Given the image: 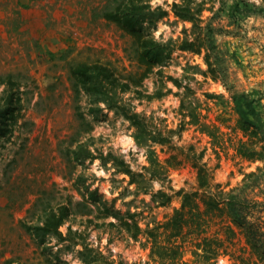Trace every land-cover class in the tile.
I'll return each instance as SVG.
<instances>
[{"label":"rangeland","instance_id":"374dc122","mask_svg":"<svg viewBox=\"0 0 264 264\" xmlns=\"http://www.w3.org/2000/svg\"><path fill=\"white\" fill-rule=\"evenodd\" d=\"M118 1L0 0V104L12 95L18 105L15 124L0 142V264H51L57 262L56 257L65 264H82L74 252H59L65 244L57 245L54 238L39 244L31 233L50 209L69 202L78 214L69 216L60 227L63 235L69 228L71 239L98 248L116 264H152L148 250H142L117 226L108 225L115 222L113 217L99 219L95 208L83 215L88 209L78 205L97 189L109 201L119 196L114 207L124 212L135 187L127 186L128 177L117 173L113 164L122 160L137 172L148 165L146 148L135 141V128L113 111L103 110L95 119L88 97L74 91L70 71L79 63L112 71L118 95L135 112L151 118L157 128L178 127L180 98L196 106L204 122L214 127L215 137L188 126L173 140L179 147L176 152L189 154L192 147L196 152L207 148L203 161L216 167L213 177L225 190L240 186L242 175L260 165L238 155L245 139L237 128L231 96L258 90L261 97L256 109L264 111V18L250 16L239 27L229 25L233 23L216 2L212 12H203V18L216 29L213 62L221 69L218 80L203 76L207 70L203 55L176 50L162 69L165 75L178 78L182 87L168 82L163 92H171L157 99L153 95L160 87L156 71L161 67L139 78L143 67L136 60L130 37L102 17ZM250 1L264 5V0ZM171 3L150 0L153 7L168 12L157 22L154 38L163 43L171 40L174 46L185 38L184 29L191 24L174 16ZM186 86L192 91L187 92ZM153 148L160 160L168 156L161 146ZM101 157L107 160L102 163ZM195 176L186 165L171 170L168 185L175 191H191L196 187ZM153 188L158 190L159 184L155 182ZM141 198L149 200L142 194L136 200ZM136 205L140 206L138 201ZM179 205V198L174 197L153 214L162 220ZM220 262L229 264L227 258Z\"/></svg>","mask_w":264,"mask_h":264},{"label":"trees","instance_id":"16d2710c","mask_svg":"<svg viewBox=\"0 0 264 264\" xmlns=\"http://www.w3.org/2000/svg\"><path fill=\"white\" fill-rule=\"evenodd\" d=\"M216 2L220 4L219 11L233 23L229 25L239 27L250 16L264 18V5L250 0H172L170 6L174 16L190 23L191 27L184 29L185 38L181 42L171 46V40L163 43L153 36L157 22L168 12L161 6L153 7L150 0H119L115 6L105 10L102 17L130 37L136 60L143 67L139 78L147 77L153 67H161L156 71L160 87L153 95L160 99L171 92L170 89L163 92L166 83L170 82L178 89L182 87L178 78L165 75L162 69L176 50L203 55L207 65V70L202 71L204 77L218 80L221 75L219 63L213 62L217 51L214 41L216 29L203 18V12H212ZM208 3L211 5L208 6ZM215 13L219 14L218 10ZM191 68L199 70L198 66ZM70 73L74 91L88 97L91 104L89 111L95 119L100 118L103 110L113 111L135 128V141L146 148L148 163L138 172L122 160L113 164L117 173L128 177L127 186L135 187L132 192L134 198L124 204V212L114 207L119 196L109 201L95 189L89 192L83 203L78 204L88 209V213L83 215H90L95 208L97 218L105 220L113 217L115 222L108 225L117 226L128 238L139 243L142 250H148V261L152 264H220L225 258L229 264H264V111L256 109L261 97L258 90L234 93L231 99L238 115L237 128L245 139L240 142L238 155L260 165L242 175L240 186L225 190L213 177L216 167L203 161L207 148L196 152L192 147L189 154L176 152L179 147L174 145L173 140L180 138L188 126L196 127L201 134L215 137L214 127L204 122L198 108L191 102L180 98L181 122L176 129L157 128L151 118L135 112L118 95L116 86H113L117 79L106 67L79 63L71 68ZM185 89L192 91L189 86ZM120 92L124 90L120 88ZM17 110V100L7 95L0 104V142L10 134ZM154 145L161 146V151L168 155L164 160L159 159ZM100 159L102 163L107 160L104 157ZM186 165L195 172L196 187L191 191H175L168 185L171 183V170ZM155 182L160 187L156 191L153 188ZM140 194L149 196V200H136ZM174 197L179 198V207L174 208L170 216L158 220L153 210L167 207ZM137 201L140 206L136 205ZM76 214L78 212L71 202L50 209L42 224L34 226L31 233L39 244H45L47 238H54L57 245L65 244L59 252H74L82 264H116L110 255L106 256L98 248L71 239L69 228L63 235L60 227L69 216ZM77 246L80 249L75 250ZM56 261L51 264H65L58 257Z\"/></svg>","mask_w":264,"mask_h":264}]
</instances>
